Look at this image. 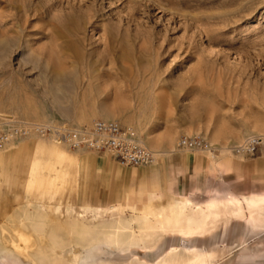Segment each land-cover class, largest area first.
<instances>
[{
	"label": "rangeland",
	"instance_id": "obj_1",
	"mask_svg": "<svg viewBox=\"0 0 264 264\" xmlns=\"http://www.w3.org/2000/svg\"><path fill=\"white\" fill-rule=\"evenodd\" d=\"M2 28L17 46L0 57V125L112 120L135 130L155 161L124 167L51 140H12L0 146V223L14 195L56 218L54 205L119 208L124 191L158 179L155 206L264 196V0H0ZM184 137L206 149L179 148ZM251 137L262 140L253 155L232 151ZM210 243L225 252L219 264H264V237L237 222L202 238L167 234L150 250L106 248L102 258L154 261Z\"/></svg>",
	"mask_w": 264,
	"mask_h": 264
},
{
	"label": "bare ground",
	"instance_id": "obj_2",
	"mask_svg": "<svg viewBox=\"0 0 264 264\" xmlns=\"http://www.w3.org/2000/svg\"><path fill=\"white\" fill-rule=\"evenodd\" d=\"M13 44L7 29H0V57L6 52H14L17 45ZM41 139L55 142L51 138ZM34 184L33 179L26 184L30 195L35 189ZM156 199H159L158 195ZM11 200L0 223V264H115L102 258L106 248L120 253L137 247L150 250L161 236H205L217 223L245 216L241 202L235 198L208 200L202 205L185 200L168 208H152L138 202L131 190L119 208L111 206L97 210L90 205H54L52 214L57 215L56 218L30 196L23 203H20L19 195H14ZM246 204L249 219L256 223V228H263L264 206L247 199ZM125 208L131 210L129 215H125ZM107 214L111 216L110 220H103L102 216ZM21 241L28 243L22 247L21 243L18 245ZM218 257L216 251L199 255L192 248L173 247L157 260L131 257L123 264H208Z\"/></svg>",
	"mask_w": 264,
	"mask_h": 264
},
{
	"label": "built area",
	"instance_id": "obj_3",
	"mask_svg": "<svg viewBox=\"0 0 264 264\" xmlns=\"http://www.w3.org/2000/svg\"><path fill=\"white\" fill-rule=\"evenodd\" d=\"M1 125L0 146L12 139L51 138L72 151L84 150L95 155H107L124 167H141L155 161L154 153L144 146L135 130L120 126L112 120L96 119L82 127H60L25 121ZM261 143L260 137H251L232 151L235 154L253 155ZM177 145L190 152L206 149L205 141L199 137L181 138Z\"/></svg>",
	"mask_w": 264,
	"mask_h": 264
},
{
	"label": "crops",
	"instance_id": "obj_4",
	"mask_svg": "<svg viewBox=\"0 0 264 264\" xmlns=\"http://www.w3.org/2000/svg\"><path fill=\"white\" fill-rule=\"evenodd\" d=\"M194 162H195L194 172H195V175H197L200 172L201 164H200V160L198 158H194L193 157V165H194ZM179 163H180V161H179ZM181 163H182V159H181ZM186 170H187V168H186ZM188 170H189V166H188ZM161 185H162V181L160 179H158L157 181H155V182H153L151 184H149L147 182H144L143 183V187H142L143 189H142L140 194H138L136 192L135 188H132L130 190H131V192L134 193V195L136 196V199H138V202H142V204H144L145 206L152 207V208H159V207L168 208L171 204H176L177 202H183L185 200H190V202L192 204H194L192 202V200L188 196L182 195V198L180 200L170 201L166 205L155 206L154 202L158 201V200L160 201L162 199V197H163V192L160 190ZM129 191H124V198L122 200H125L126 198H128V192ZM157 195H158L159 199H156ZM227 198L238 199L241 202V204H242L245 216L244 217H232V218H229V219H227V220H225L223 222L217 223L216 225H214V227L211 228L210 232L207 233L205 236L210 235L212 232H214L216 229H218L221 225H224L227 222H233V223L237 222L242 227L247 228V231H249L250 233H254L259 239L264 237V227L261 228V229L255 227L256 223L253 222L252 220H250L248 215H247V204H246V199H247L249 201H255V202H257V204H259L261 206H264V196L246 195V196H244L242 198H236V197H233V196H227V197H223V198H220V199L210 198L208 200H222V199H227ZM208 200H206V201H208ZM205 202H203L201 204H194V205H202ZM262 225L264 226V223ZM170 235H177V234H170ZM205 236H200V235L196 234L193 237L202 238V237H205ZM181 237H184V236H181ZM184 238H190V237H184ZM175 248H177V247H175ZM184 248H192L199 255L200 254L201 255H209L213 251H216L218 253L219 257L216 258V259H213L208 264H219L218 261L222 262L223 259H224L225 252L224 251H220L215 246V244H212V243L203 245V249H199L198 246L195 247L194 245H192V247L184 246L182 248H177V249H184Z\"/></svg>",
	"mask_w": 264,
	"mask_h": 264
}]
</instances>
